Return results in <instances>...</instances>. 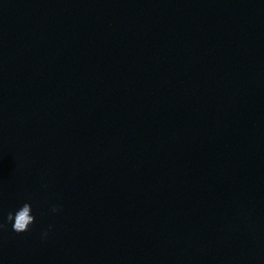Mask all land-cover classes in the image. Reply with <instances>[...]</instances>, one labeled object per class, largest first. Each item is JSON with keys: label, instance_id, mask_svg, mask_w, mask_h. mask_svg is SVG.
<instances>
[{"label": "clouds", "instance_id": "9594fccd", "mask_svg": "<svg viewBox=\"0 0 264 264\" xmlns=\"http://www.w3.org/2000/svg\"><path fill=\"white\" fill-rule=\"evenodd\" d=\"M52 212H58L60 211L59 205H52L51 209ZM35 216L33 215V209L32 205L28 202H25L22 204L15 212H9L7 215V221L13 222L12 223V229L16 233H24L29 231L30 226L35 223ZM6 225L3 223H0V229L5 228ZM51 229V225L49 226V230ZM48 231H45L43 233V236H47Z\"/></svg>", "mask_w": 264, "mask_h": 264}]
</instances>
